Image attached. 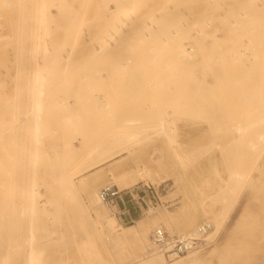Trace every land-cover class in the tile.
Instances as JSON below:
<instances>
[{
    "label": "rangeland",
    "instance_id": "374dc122",
    "mask_svg": "<svg viewBox=\"0 0 264 264\" xmlns=\"http://www.w3.org/2000/svg\"><path fill=\"white\" fill-rule=\"evenodd\" d=\"M18 1L0 0V264H28L27 260L28 254L30 255V248L35 251V264H153L150 262L152 259H148L149 261L142 259L145 255H152L153 258L161 256L167 264H175L177 262H184V264H264V9H262L264 4H260V7L263 5L260 8L262 10L258 9L256 12L254 11L256 0H251L252 3L249 0H238L239 2L237 0H148L143 10L151 11V8L154 7L152 9L156 12L155 17L159 22L158 26L161 31L163 26L165 29L168 22L172 23L173 20L178 21L182 19L181 21H184L189 26L182 27L178 25L174 29L167 28V34L161 33L157 41H151L152 43L150 41L143 42L146 46L150 42L146 49L142 45L143 43L141 44L142 41H138V44L134 42V46L132 43L131 47H125L126 51L125 49H121L118 53L119 56L115 57V59L113 58V61H109L112 58H108L109 60L97 58L100 60L98 64L96 63L98 60L92 57L86 59L84 57L85 61L83 59L77 60L71 66V74L67 77L69 80L76 78V82L72 80L70 84L75 85L77 83L76 85H78L81 79H85V76L89 78L91 73L92 79L90 80L89 78L87 80L93 81V85L89 83L88 86H94V89L92 88L91 91L96 90L95 93L98 91L97 95L93 94L96 98L98 94L100 95L99 97H102L101 93H104L105 100H103L104 97L97 98L98 100L93 97L91 91H88L89 87L86 85L87 82L85 81L87 80L85 79L82 82H85L84 84L88 89L86 91L90 93L88 95L94 98V100L87 96V92H85L86 100L88 98V101L85 103L86 100H83L84 106L90 110L84 109L86 107L83 106L84 108H80V112L77 108L78 114L73 111L76 110L74 108L72 112L77 113V115L75 114L76 118H73L78 120L77 123L71 126L65 123V118L69 115L68 112V115H66V112L64 111L63 114L62 110L58 112H50L49 110L50 113L54 112L53 116L49 112L46 113L45 111L46 114L43 112L40 116L42 118V125L38 129L37 127H32L31 129V127L29 128L26 125V122L20 123L18 120L22 117L26 119L24 108L22 109V107H24V102L26 105L28 101L29 92L26 88H21V86H26L25 82L30 81V71L25 72L28 67L20 59L22 47H24L23 37L25 36L21 34L22 25L26 26L28 22L32 23V17L30 16L32 14L26 11L28 5L26 1L25 3ZM51 1L57 2V0ZM51 1H49L52 5V8L49 5L50 10L52 12L55 10L54 15L56 18L52 21V26L49 25V28L46 30L48 35L46 32H43L48 37H45V39H49L51 41L50 44L52 43L55 46V49L51 50L48 55L49 65L52 62L51 55L53 54V58L59 54L61 55L64 51L63 44L67 41L66 37H63L64 28L61 25L62 20L59 16L58 19L56 8L54 7L55 3ZM261 1L259 2L263 3L264 0ZM22 2L24 1L22 0ZM67 2L71 6V9L73 8L72 10H75L74 8L77 9L78 5L76 4L78 3L73 0H67ZM259 2H257L258 5ZM248 3L254 4L251 7L255 8H250V4ZM20 4L22 5L20 6ZM242 6L246 7L243 8ZM21 7H24L25 10ZM175 7L177 8L175 9L177 12L179 9L180 13L182 14L183 12V14H180L181 16L179 13L177 14L180 16H177L179 19L172 18L173 20L167 21L164 17V11L168 8L170 12ZM241 8L244 10L243 12ZM225 16L227 19L224 18ZM92 22L89 23L92 24ZM164 23H167L166 26ZM18 25H20V28H18ZM198 36L199 38H197ZM191 38L193 39L191 40ZM135 44H137V47ZM181 44L186 46L191 45L196 51L194 52L195 59L187 63L192 69H189L186 63L181 64V68L183 65L184 67H188L191 74L187 73V68L180 70L176 64V66H172L173 64L169 63L174 49L176 50L177 46ZM135 47L136 49H134ZM138 47L140 48L137 49ZM131 49H134L133 52ZM239 49L247 50L245 54L247 56L251 54V57L247 58L245 54H239L240 59L237 58V61L239 60L240 62H237V64L241 66H239V69L244 65L246 68L244 70L246 71L243 72L246 74L241 73L238 76L235 73V63L232 64L231 60L233 59L234 61V52L240 51ZM52 51L54 52L52 53ZM145 51L150 54H147ZM128 52H132L133 55L131 54L129 57L135 59L133 62L136 64V60L138 61L143 57L139 61V63L143 61L139 66L137 64L136 67H133L135 64H132V67L129 69V71H132L130 72L131 74L135 73V76L137 73L143 74L144 70L147 71L150 68V72L148 70L149 74L151 71L154 74V78L151 74L150 76L147 74L149 77L144 79V81L143 77L146 72L143 74V77L137 74L136 77L138 79L133 76L134 79L130 80L129 71L125 70L124 77L121 76V79L120 77L116 78L118 82L122 78L125 81L128 80V82L129 80L133 81L135 86L137 85L135 89H140L139 92V89H136L137 93L142 91L143 87L141 85L145 86L142 92L147 93L148 96H146L147 94H143L145 95L143 96L140 93L143 96L141 97V102L134 90L137 97L132 93L134 97L130 96L131 94L128 95L130 97L129 100L127 95H125V93H130L126 91L128 89L125 86L127 81L124 82L122 80V83L119 85L118 82L116 84L114 78V71L116 74L118 73V76L120 74V72H116L115 66H118L116 64L120 60L122 61L124 58H127ZM143 53L146 56H143ZM212 53L214 54L212 55ZM253 54L256 55L255 58ZM15 55H17V58ZM231 57L232 59L230 60ZM144 59L147 61H144ZM87 62L88 64L91 62L88 65L91 68L98 64V69H94L95 67L92 70L87 67L85 68L87 66L85 63ZM101 62L104 64H101ZM234 62H236V58ZM105 64L107 65L105 66ZM145 64L146 66L144 67ZM148 64L152 65V67ZM49 65L42 66L41 68L48 71L49 78H47L49 79L48 82H51L50 84L46 81L45 74L47 73L43 69H41L42 72L40 71L42 88L46 83L44 91L42 90L43 96L46 95V100L44 98L45 103L49 102V105H54V103H60L68 99L73 104V89V92L71 91L72 95H68L69 92L66 89L64 90H66L67 94L63 92V89L61 91L59 88L58 93L55 90V87L58 88L61 85H58L57 82L62 83L64 80L62 78L64 76H60L62 79L60 80L58 74H55L56 68L60 70V73L58 71L57 73L61 74L62 66L54 63L50 65L51 68ZM76 65L78 68L75 67ZM147 66L148 68H146ZM163 66L166 67L163 68ZM81 67L86 70L84 71ZM166 68L168 72H166ZM203 68H205V72ZM20 69L24 70V73L19 77L17 75ZM75 69L76 73H74ZM81 69L82 72L80 71ZM87 69L91 71L89 77H87L89 72ZM162 70L165 72L163 71L162 73ZM100 71L102 72L100 73ZM155 71L156 73L159 72L158 76L159 74L161 76L162 73V78L165 77L164 73L166 76L168 74V77L171 74L170 79L171 81L174 80L173 83L175 85L179 80V84H181V77L187 79L185 76V73H187L189 79L186 81L188 83L185 80V82L182 81L185 87L183 88L180 85V89H178L177 86L179 84H177L176 87L173 85L172 88V92L177 91L179 93L178 90L182 91L179 94L181 97L179 95L174 96L171 93L173 96L171 95L169 98V87L171 89L172 85L170 86V84L172 82L169 83L167 81L168 92L165 91L166 89L164 90L163 88H166L167 84L163 85L164 79L161 81L162 78H155V75L157 76ZM224 71L227 72L225 73ZM80 72L81 78H79ZM83 72L85 73L84 77ZM78 73L79 76H76ZM256 74L257 76H255ZM55 76L58 78L56 79ZM126 76L129 79H126ZM139 77L142 79L140 81L141 84L139 83ZM177 78L180 79L175 82ZM50 79H53V82ZM55 79L56 82L54 81ZM105 79L108 82L111 79L112 83L109 82L108 84ZM135 79L138 81H135ZM158 79L162 82V89L164 90L162 95L159 94L162 90L160 82L158 83L157 81ZM166 80L169 79L165 77ZM151 81L156 83L157 88L159 86L160 92L156 90V87V89L153 87L154 85ZM54 83L57 84L55 87ZM123 83L126 90L122 89V87H113L115 85L121 86ZM204 83L206 84L204 88L203 86L200 87ZM127 86H130V83H127ZM225 87L239 89L237 90L239 92H236L231 98L229 93V98H224L225 102L223 100L222 103L220 100L223 97L220 94L224 95ZM112 88H116L118 92H113L116 89L112 91ZM145 88L147 89L145 90ZM181 88L183 89L181 90ZM211 88L213 89V95H215L214 91L218 92L220 90L221 92L222 90L221 93L218 92L219 94L215 92L221 97H219L220 100L214 99L211 93H209L212 95H210L211 97H206L207 91H212ZM153 90H155V93L156 91L158 93L153 95ZM184 90H187L185 91L187 94L184 93ZM107 91L108 93L110 92L109 96ZM130 91L132 92V90ZM150 92L151 95L149 94ZM227 92L225 93L227 94ZM166 97L169 99L167 100ZM198 97H202L201 100L203 99V102H200ZM102 100L104 103L100 109L96 103L98 101V103H101L103 102ZM120 100L125 102L121 103ZM131 100L135 101V104ZM127 102H130L132 105L129 103V106ZM136 102L137 104L141 103L140 111L135 109L136 107L140 109V105H136ZM145 102L147 103L143 106ZM224 103L226 106L221 107L220 104L224 105ZM123 104L126 106H122ZM118 106L122 107L119 108ZM180 106L184 107L181 108ZM136 110L142 111L143 120L137 117ZM82 111L83 113L80 115ZM149 112L150 115H148V118H145L144 116L146 115L147 117ZM113 113L117 117L119 115L120 119L118 117L117 119L115 118L116 121L113 120L114 116L116 117ZM92 116H95L94 119L96 118L97 120L93 121ZM159 120H165L168 123L165 125L166 127H161ZM99 121H102V123ZM254 121L257 124H253ZM87 126L91 131L87 129ZM238 127L243 130L237 131ZM86 129L88 132H86ZM93 129H96L94 130L95 132H92ZM118 134L123 135L127 141L123 146L118 145L115 147L113 143L114 139L117 141L115 137ZM89 138L92 139L90 140ZM88 143L89 146L87 147ZM94 144L95 146H93ZM121 148L124 149L121 151L123 153L120 152L115 156H111L116 150ZM59 153L63 155L73 153L75 157L71 155L73 160L68 157L72 161L71 164L69 162L67 165L66 163L69 161L66 159L67 155L62 157ZM49 155L52 156L50 157ZM56 156H61L67 161H58ZM49 157L55 162L54 165H52L53 162L49 165L52 166L50 169H53V171L48 170V166L45 169V163L50 164L51 159L48 160ZM56 161L66 164L65 167L67 166L68 170L63 167V169L65 168V172L60 167L62 164L59 165ZM56 164L59 165L57 167L61 170L57 169ZM54 167L56 168L54 169ZM58 170L60 174L66 173L71 178H75L74 180L76 181L88 179L89 189L87 191L76 190L71 196L66 195V193L65 195L62 193L63 195L59 196L61 192L65 191L60 192L57 189L61 187L58 186L60 183L54 185L63 176L58 173ZM52 172L56 175H53ZM230 175H233L236 179L232 178V180H229ZM106 185H114L123 191L126 203L130 200L136 203L140 216L139 219L130 223L122 222L119 216L120 209L118 203L113 207H108L102 203L109 217H105L100 210L93 208L92 205L95 204L96 195ZM52 188L56 191L52 190ZM60 189L62 190L63 188L61 187ZM57 190L59 192L58 195L56 194ZM54 200H60L61 204H57ZM28 201L32 203L33 212L30 210L31 203L29 204ZM44 202L47 205L50 203L48 207L49 209L51 208L50 211L53 210L54 214L61 213L60 215L62 216L59 215L58 218H72L73 221L71 223L65 222L68 225H65L66 229L64 228L65 230L60 234L61 236H59V231H61L62 222H57V225L54 226V223L51 224L48 221L39 207L33 206L34 203L42 204ZM62 204L67 206H62ZM56 205H60L62 208L60 207V209ZM64 207L68 209L66 210ZM30 212L32 213L30 214ZM87 213L89 214V218L87 217ZM55 215L57 216V214ZM29 217L30 219H28ZM213 217H216V221L221 226L219 225V228L216 230L215 223L210 222L213 225L212 236L210 237V241L212 242L201 251L172 261L167 260L159 252L155 251L151 243V235L156 228L163 227L170 235H182L180 234L181 227L187 221L192 220V218H195V228H197L200 223L206 222L205 219L211 220ZM207 222L209 221L207 220ZM50 226H54L53 230H55L52 232V236L49 235ZM131 227L133 229L129 231V237L117 239V236L122 231L128 230ZM137 230L139 234L135 232ZM138 260H142L141 263Z\"/></svg>",
    "mask_w": 264,
    "mask_h": 264
},
{
    "label": "bare ground",
    "instance_id": "6f19581e",
    "mask_svg": "<svg viewBox=\"0 0 264 264\" xmlns=\"http://www.w3.org/2000/svg\"><path fill=\"white\" fill-rule=\"evenodd\" d=\"M18 1V0H17ZM19 1H21L20 3H25V1L28 3V5H27V8H26V11L28 12V13H30V14H32V15H30L32 18V23H29L28 22V24H26V26H24V25H22L23 27H22V35H25L24 37H23V44H24V47H22V54H21V57H20V59H21V61H23V62H25L26 64V66L28 67L27 68V71H25L26 73L27 72H29L30 71V81H26L25 82V84H26V86H21V88H26L27 90H28V92H29V95H28V98H27V103H26V105H25V102H24V107H22V109L24 108V115H25V118L26 119H24V117H22L21 119H19L18 120V122H20V123H23V122H26V125H28L29 126V128L31 127V129H32V127H37V129H38V127H40V125H42V118L40 117L41 115H42V113L44 112V114H46V113H48L49 112V110H50V112L51 111H60V110H62V113L64 114V111L66 112L65 114L66 115H68L66 118H65V123L66 124H68V125H72V124H75V123H77L78 122V120L77 119H74L73 117H75L76 118V115H77V113L79 114V112H80V108H82L83 106H84V99L86 100V95L87 96H89L90 95V91H91V89L93 88L94 89V86L92 87V86H88V84L90 83H92L91 85H93V81L92 82H90V81H88L87 79H89L90 78V80L92 79L91 78V71H89V69H87V71H89L88 72V74H87V77H89V73H90V77L89 78H86V76H85V73L83 72V77L85 76V79L87 80V81H85V82H87V86L89 87L88 89L86 88L87 86L84 84L85 82H82V81H84L85 79L83 78V80L81 79V82H78V85H74V84H70L71 83V81L72 80H74L75 82H76V78H74V79H70L69 80V78L67 79V77L71 74V66L73 65V63L74 62H76L77 60H81V59H83L84 57H85V59L86 58H90V57H92V58H95L96 60H98L99 58H102V59H108V58H112L111 60H109V61H113L114 59H115V57H117V56H119L118 55V53H119V51L121 50V49H125V47H127V46H130L131 47V45H132V43H133V46H134V42H136L137 44H138V41H142L141 42V44L143 43V42H147V41H157L158 40V37H159V35L161 34V33H164L165 35L167 34L166 33V30H167V28H171V29H174L175 27H177L178 25L179 26H182V27H187V26H189V25H187V23L185 24V22L184 21H181L179 18H177V14L179 13V15L181 14L180 13V11H179V9H178V12L175 10V9H177L176 7L173 9L172 8V11L170 10V12H169V9H168V12H167V9H166V11H164V13H165V15H164V17H165V19H167V21L169 20L170 21V19L171 20H173V19H175V18H177V19H179L178 21L177 20H173V22L172 23H169L168 22V24H167V26H166V24H165V26H166V28L164 29L163 27L161 28L162 29V31L160 30V28H159V26H158V20L156 19V17H155V13L156 12H154L153 11V9L152 8H154V7H152L151 8V11L150 10H148V11H144L143 9H144V7H145V4H146V2L148 1V0H146V1H144V0H73V1H75L76 3H78V4H76V5H78V7H77V9L76 8H74L75 10H72L71 9V6H69L67 3V0H57V2H54V1H51V0H23L24 2H22V0H19ZM18 1V2H19ZM49 1H51V2H53V3H55L54 4V7L56 8V12H57V17L59 16L60 17V19L62 20V26H63V28H64V36L63 37H66V39H67V41H65L66 43H64L63 45H64V51H63V53H61V55L59 54V55H57V56H55L54 58H53V54L51 55V58H52V60H51V58H50V60L53 62H51V64H54V63H56V64H58V65H60V66H62V68H61V70H62V72H61V74H59L60 72V70H59V68H58V70H57V68H56V73L55 74H58V77L60 78V76H64V77H62V78H64V80H63V82L62 81H60V82H62V83H59V81L57 82L58 83V85L59 84H61L60 86H62V87H55V85H57L56 83H54V87H55V90H57V92L56 93H58V89L60 88L61 89V91H62V89H63V92H66V90H68V92H69V94L68 95H72V92H73V98H74V102H73V104H72V102L70 103L69 102V100L68 99H65V100H63V101H61L60 103L59 102H57V103H54V105H49V102L48 103H45V101H44V98H45V96H43V91H44V86L46 85V83L43 85V88H42V76H41V69H43V68H41L42 66L44 67V66H48L49 65V63H50V61L48 60L49 59V53L51 52V50H53V49H55V46H54V44H52L53 45V48H52V46H51V44H50V42L51 41H49V39H45V37H47V35H48V33H47V29L49 28V25H51V23H53L52 21H54L55 20V15H54V11L52 12L51 10H50V6H51V8H52V5H51V3H49ZM192 1V0H191ZM212 1V0H211ZM211 1H210V3H211ZM238 1V0H237ZM236 1V2H237ZM242 1V0H241ZM250 2H251V0H249ZM259 1H261V0H256L255 2H256V8H255V10L254 11H256L257 12V10L258 9H260L261 7H260V4H264V1H263V3H260ZM261 1V2H262ZM167 2V1H166ZM230 2H232V1H230ZM235 2V1H234ZM239 2V1H238ZM257 2H259V5H258V3ZM252 3V2H251ZM162 4V3H161ZM184 4V3H183ZM248 4H250V3H248ZM22 4H20V6H21ZM50 5V6H49ZM208 5H209V2H208ZM238 5V4H237ZM241 5V4H240ZM239 5V6H240ZM243 5V4H242ZM254 5V4H253ZM253 5H251L250 4V8H252L253 7ZM238 6V7H239ZM252 6V7H251ZM24 7H25V4H24ZM24 7H21L22 9H24L25 10V8ZM243 7V6H242ZM246 7V6H245ZM245 7H243V8H245ZM264 7V6H263ZM262 7V9H264ZM248 8V7H247ZM254 8H252V9H254ZM163 9H164V7H163ZM163 9H162V11H163ZM242 9V8H241ZM262 9H260V11L262 10ZM53 10V9H52ZM160 11V10H159ZM244 10L242 9V12H243ZM251 11V10H250ZM203 12V11H202ZM208 12V11H207ZM241 12V13H242ZM140 13V14H139ZM162 13V12H161ZM160 13V14H161ZM213 13V12H212ZM211 13V14H212ZM215 13V12H214ZM225 13V12H224ZM229 13H231V12H229ZM251 13V12H250ZM182 14H183V12H182ZM181 14V15H182ZM221 14V13H220ZM180 15V16H181ZM188 15V14H187ZM206 15V14H205ZM229 15V14H228ZM231 15V14H230ZM180 16H178V17H180ZM204 16V15H203ZM219 16V15H218ZM232 16V15H231ZM59 17H58V19H59ZM163 17V18H164ZM208 17V16H207ZM221 17H223V16H221ZM220 17V18H221ZM30 18V17H29ZM29 18H28V20H29ZM163 18H161V19H163ZM173 18V19H172ZM225 19H227L226 18V16L224 17ZM261 18V17H260ZM164 19V20H165ZM220 20V19H219ZM91 21H93L92 22V24H90L89 22H91ZM166 21V20H165ZM174 21H176L175 23H174ZM161 22H163V21H161ZM60 23H61V21H60ZM88 25V26H87ZM160 25V24H159ZM195 25V24H194ZM218 25H220V24H218ZM19 27L18 28H20V25H18ZM52 26V25H51ZM161 26V25H160ZM217 27V26H216ZM62 29V28H61ZM181 29V28H180ZM43 30H45V31H43ZM178 30H179V28H178ZM184 30H185V28H184ZM184 30H183V32H184ZM55 31V30H54ZM53 31V32H54ZM189 31V30H188ZM46 32V36H45V34L44 33ZM56 32V31H55ZM54 32V33H55ZM188 33V32H187ZM198 33V32H197ZM199 33H200V31H199ZM214 33H215V31H214ZM19 34V33H18ZM57 34V33H56ZM211 34V33H210ZM211 35H213V34H211ZM55 36H57V35H55ZM206 36V35H205ZM1 37V36H0ZM189 37V36H188ZM196 37V36H195ZM210 38H211V36H209ZM48 38V37H47ZM57 38V37H56ZM55 38V39H56ZM197 38H199V36L197 37ZM193 38H191V40H192ZM195 39V38H194ZM213 39V38H212ZM231 39V38H230ZM59 41H61L60 39H58ZM174 40V39H173ZM186 40V39H185ZM195 40H197V39H195ZM207 40V39H206ZM216 40H218V39H216ZM232 40V39H231ZM187 41H188V38H187ZM203 41H204V39H203ZM215 41V40H214ZM222 41H224V40H222ZM225 41H227V40H225ZM233 41H234V38H233ZM236 41V40H235ZM149 42V43H150ZM197 42V41H196ZM232 42V41H231ZM149 43L147 44V46L149 45ZM152 43V42H151ZM156 43V42H155ZM183 43V42H182ZM198 43V42H197ZM205 43V42H204ZM137 44H135L136 45V47H137ZM191 44V43H190ZM231 44V43H230ZM59 45V44H58ZM142 45H144V43L142 44ZM132 46V47H133ZM138 46H141V45H138ZM145 46V49L146 48H148L147 46H146V44L144 45ZM151 46V45H150ZM201 46V45H200ZM136 47L134 48V49H136ZM194 47H195V45H194ZM214 47V46H213ZM231 47V46H230ZM140 47H138L137 49H139ZM133 49V50H134ZM161 49H163V48H161ZM244 49V48H243ZM243 49H239L240 51H238V52H234V61H235V58H236V62H234L233 61V59H232V57L230 58V60L233 62L232 64H234L235 65V73L236 74H238V76H239V74H241V73H244L246 70H244V65L242 66V68L241 69H239V66H240V64H237V62H240L239 60L237 61V58L238 59H240V57H239V54L241 55V54H245V52L247 51V50H243ZM132 50V49H131ZM130 50V51H131ZM133 50H132V52H133ZM142 50H144V49H142ZM125 51H126V49H125ZM146 51H148V50H146ZM145 51V52H146ZM233 51V50H232ZM231 51V52H232ZM54 51H52V53H53ZM85 52H87V53H85ZM123 52V51H122ZM132 52L131 53H129V54H125L126 56H128L127 58H124L122 61L120 60L116 65H118L117 67L115 66V68L117 69L116 70V72L118 71V72H120V74H119V76H118V73L116 74L115 73V71H114V78H115V81H116V78L118 79V77H120V79H121V76H123L124 77V72H125V70H128L129 71V69H130V67H132V64L134 63L133 61L135 60V59H132V58H130L129 57V55H131L132 54ZM194 52H196L195 50H194V48H193V46H191V45H183V44H181V45H179V46H177V48H176V50L174 49V52H173V54H171V57H170V59H169V63L171 64H173L172 66H176L177 65V67H178V69H183V68H187L186 69V71L188 70V67H189V65L187 64V63H189V62H192V60H194L195 59V53ZM85 53V54H84ZM117 53V54H116ZM147 53V52H146ZM140 54V53H139ZM142 54V53H141ZM147 54H150V53H147ZM198 54V53H197ZM214 53H212V55H213ZM248 54V53H247ZM250 54V53H249ZM133 55V54H132ZM246 55V54H245ZM244 55V56H245ZM253 55H255V54H253ZM252 55V56H253ZM16 56V58H17V55H15ZM15 56H13V57H15ZM121 56V55H120ZM123 56V55H122ZM142 56V55H141ZM143 56H146L145 55V53H143ZM243 56V55H242ZM125 57V56H124ZM137 57V56H136ZM151 57V56H150ZM198 57V56H197ZM203 57V56H202ZM212 57V56H211ZM245 57H251V54L250 55H246ZM254 58L256 57V55L255 56H253ZM98 58V59H97ZM114 58V59H113ZM140 58V57H139ZM141 58H143V57H141ZM140 58V59H141ZM152 58V57H151ZM150 58V59H151ZM155 58V57H154ZM153 58V59H154ZM13 59V58H12ZM140 59L137 61L136 60V62H137V64H138V66H139V64H141V62H143V61H141L140 63H139V61H140ZM148 59H149V57H148ZM163 59V58H162ZM167 59V58H166ZM9 60V59H8ZM17 60V59H16ZM84 60V59H83ZM88 60V59H87ZM86 60V61H87ZM95 60V61H96ZM104 60V61H105ZM107 60V61H108ZM146 59H144V61H145ZM207 60V59H206ZM205 60V61H206ZM18 61V60H17ZM85 61V60H84ZM92 61V60H91ZM95 61H93V63H95ZM103 61V60H102ZM107 61H106V63H107ZM147 61V60H146ZM149 61V60H148ZM201 61H203L202 59H201ZM99 62H100V60H98V62H96V63H98L99 64ZM163 62H164V60H163ZM18 63V62H17ZM81 63V62H80ZM103 62H101V64H102ZM184 63H186L187 65H188V67H184V65H183V67L181 68V64H184ZM205 63V62H204ZM208 63V62H207ZM206 63V64H207ZM50 64V65H51ZM75 64V63H74ZM82 64V63H81ZM85 64H87V66H85ZM84 64V66H85V68L87 67V68H90L91 70H92V68H94V69H98V67H97V65L98 64H96L95 66H93V64H92V68H91V66L90 67H88V65H90L91 64V62H89V64H88V62L87 63H85ZM104 64V63H103ZM135 64V66H133V67H136L137 66V64L136 63H134ZM176 64V65H175ZM202 64V63H201ZM49 65V66H50ZM78 65V64H77ZM77 65L75 66L76 68H78L77 67ZM107 64H105V66H106ZM149 65V64H148ZM167 65V64H166ZM179 65H180V67H179ZM197 65V64H196ZM199 65V64H198ZM226 65V64H225ZM237 65V66H236ZM261 66H262V64H260ZM53 66V65H52ZM104 66V67H105ZM146 66V64L144 65V67ZM149 66H151L152 67V65H149ZM191 66V65H190ZM202 66H203V64H202ZM201 66V67H202ZM51 67V66H50ZM49 67V68H50ZM83 67V66H82ZM81 67V68H82ZM103 67V68H104ZM166 67V66H165ZM164 66H163V68H165ZM194 67H195V64H194ZM238 67V68H237ZM241 67V66H240ZM52 68V67H51ZM53 68H54V66H53ZM146 68H148V66L146 67ZM259 68H261L260 66H259ZM79 69H80V67H79ZM83 69V68H82ZM82 69L80 70L81 72H82ZM102 69V68H101ZM119 69V70H118ZM145 69V68H144ZM151 69V68H150ZM150 69H147V71L146 70H144V73L146 72V74H145V76H147V74H149V72H150ZM189 69H192V67H189ZM202 69V68H201ZM205 68H203V70H204ZM246 69V68H245ZM44 71H45V69H43ZM54 70V69H53ZM73 70V69H72ZM78 70V69H77ZM84 71L86 70V69H83ZM132 70V69H131ZM148 70H149V72H148ZM184 70V69H183ZM226 70V69H225ZM41 71V72H40ZM57 71L59 72V73H57ZM86 71V72H87ZM94 71V70H93ZM163 71L164 70H162V73H163ZM186 71H184V72H186ZM244 71V72H243ZM45 72L47 73V74H45ZM45 72H43L44 74H45V77H46V81H47V83L48 84H50L51 82H48V71H45ZM81 72H80V76H79V73L78 74H76V76H79V78H81ZM96 72V71H95ZM94 72V73H95ZM102 71H100V73H101ZM104 72V71H103ZM130 72H132V71H129V74H130V77L128 76V74H127V76L130 78V80H133L134 79V77H136L137 76V74H138V76H142L143 77V74H139V73H137L136 74V76H135V73L134 74H131ZM165 72V71H164ZM166 72H168V70H167V68H166ZM191 72H192V70H191ZM204 72H205V70H204ZM225 73L227 72V71H224ZM24 73V70H22V69H20L19 71H18V75L17 76H19L20 77V75L22 76V74ZM74 73H76V69H75V72ZM73 73V74H74ZM121 73H123V74H121ZM126 73H127V71H126ZM153 72L151 71V76L153 77L154 76V74H152ZM155 73H156V71H155ZM159 73V72H158ZM158 73H156L157 74V76L155 75V78L157 79L158 77H159V79H161L162 77L161 76H163V74L161 73V76H160V74H159V76H158ZM187 73H189V74H191L190 73V70H188L187 71ZM187 73H185V76L187 77V79H189V77H188V74ZM97 74V73H96ZM150 74H149V76H150ZM231 74V73H230ZM244 74H246V73H244ZM101 75V74H100ZM174 75V74H173ZM176 75V74H175ZM40 76H41V79H40ZM125 77L126 79L128 78V77ZM134 76V77H133ZM145 76L143 77V81H144V79H147L149 76H147L146 78H145ZM164 76L166 77V79H169V80H166L165 81V77H163L162 79H161V81L163 80V82H164V84L163 85H166L167 84V81H169V83L170 82H172L171 84H170V86L172 85V87H171V89H170V87H169V90H170V95L168 96L169 98H170V96L173 94L174 96L175 95H179L182 91H180V90H178L179 91V93H177V91L176 92H172V88H173V85H175L174 83H173V81L174 80H172L171 81V74H170V76L168 77V74H167V76H166V74L164 73ZM203 76H204V74H203ZM232 76H234V74H232ZM255 76H257V74L255 75ZM260 76V75H259ZM48 77V78H47ZM56 77V76H55ZM58 77H56V79L58 78ZM106 77H108V76H106ZM132 77V78H131ZM185 77V78H186ZM204 77H206V76H204ZM227 77H228V74H227ZM79 78H77V79H79ZM128 78V79H129ZM140 78V80H139V83L141 84V77H139ZM154 78V77H153ZM182 79H183V77H181ZM17 79V78H16ZM56 79L54 80L55 82H56ZM112 79V78H111ZM109 80V82L110 83H112V80ZM136 79H138V77H136ZM135 79V81H138V80H136ZM152 79V78H151ZM157 80L158 81V83L160 82V80ZM180 78H177V80H175V82L176 81H178ZM181 79V84H179L180 83V80H179V82L177 83V84H179L178 86H177V84L175 85V87L177 86V88L178 89H180V85H182V87L184 88L185 86L183 85L184 83L183 82H185L187 79H183L182 80ZM198 79V78H197ZM60 80H62L61 78H60ZM80 80V79H79ZM106 80V79H105ZM114 80V79H113ZM122 80H124V78H122ZM122 80L120 81V82H118V80L116 81V84H117V82H118V84L120 85V83H122ZM129 80V82H128V80H124V82H126V84H125V86L126 87H128V89H129V91H128V89L126 90V87H124L123 85H124V83L121 85V86H119V85H115V86H113V87H116V88H121L122 87V89L124 88V90H126L129 94H127V93H125V95H127V98H129V100H130V97L128 96V95H130V96H132V97H134V95H135V92L134 91H136V89L138 90L139 88H136L135 89V87H137V85L135 86V83H133V81L131 82ZM152 80H154V79H152ZM185 80V81H184ZM219 80V79H218ZM238 80V79H237ZM44 81H45V79H44ZM43 81V82H44ZM50 81H52L53 82V79H50ZM73 81V82H74ZM107 81V80H106ZM156 81V80H155ZM156 81V82H157ZM183 81V82H182ZM228 81V80H227ZM27 82H28V84H27ZM40 82H41V84H40ZM103 82H104V79H103ZM109 82L107 81V83L109 84ZM152 83H153V85H151V86H153L154 88L157 86V85H155L156 83H154L153 81H151ZM205 82V81H204ZM220 82V81H219ZM218 82V83H219ZM236 82H238V81H236ZM113 83H115V82H113ZM127 83H130V86H127ZM131 83H133V85H131ZM157 83V84H158ZM162 82H160L159 84H160V86H161V90H162V92H160L161 90H160V88H159V86H158V88L156 89L157 91L159 90V94H163V91L165 90V91H167L168 92V90H167V87H168V84L166 85V88L164 87H162V84H161ZM183 83V84H182ZM186 83H188L187 81H186ZM186 83H185V85H186ZM217 83V82H216ZM239 83V82H238ZM24 84V85H25ZM63 84V85H62ZM100 84V83H99ZM99 84H98V87H99ZM227 84H228V82H227ZM52 85H53V83H52ZM72 85V86H71ZM74 85V86H73ZM206 84L204 83V85L202 84V85H200V87L201 86H203V88H204V86H205ZM238 85V84H237ZM117 86H119V87H117ZM131 86H132V88H131ZM134 86V87H133ZM148 86L150 87V85H149V83H148ZM208 87H209V85H207ZM138 87H140V85H138ZM141 87H143L142 88V91H144V87L145 86H142L141 85ZM152 87V88H153ZM174 87V88H175ZM199 87V88H200ZM220 87V86H219ZM116 88H114V89H116ZM134 88V89H133ZM153 88V89H154ZM164 90H163V89ZM177 88H175V90H177ZM183 88H181V90L183 89ZM210 88V87H209ZM227 87H225V92H227V94L224 92V95L223 94H220V96L221 97H223L221 100L219 99V95H217L215 92H217V91H214V94L216 95V98H215V95H213V89H212V91L210 92V91H207L208 93H206L207 94V98H208V96L209 97H211L212 95H213V98L214 99H219L220 101H222V103H223V100H224V102H225V99L226 98H229V96H230V98L231 97H233V95L236 93V92H239V91H237V90H239V89H234V88H232V89H229V88H227V89H229V90H227L226 89ZM239 88V87H238ZM264 88V87H263ZM64 89H66V90H64ZM72 89H73V91H72ZM86 89L89 91V92H87L86 91ZM113 88H112V91L114 90ZM147 88H145V90H146ZM150 89H151V87H150ZM149 89V90H150ZM200 89H202V88H200ZM261 89V88H260ZM43 90V91H42ZM51 90V89H50ZM53 90V89H52ZM70 90V91H69ZM121 90V89H120ZM130 90H132V92L130 91ZM134 90V91H133ZM206 90V89H205ZM205 90H203V91H205ZM227 90V91H226ZM54 91V90H53ZM60 91V90H59ZM72 91V92H71ZM93 91V92H92ZM91 91V93H92V95L95 93V91L94 90H92ZM123 91V90H122ZM140 91V89L138 90V92ZM140 92L142 95L143 94H147V93H144V92ZM151 92H152V89L150 90ZM156 91V93H155V90H153V95L154 94H157L158 92ZM185 91H187V90H184V93L185 94H187V92H185ZM262 91V90H261ZM260 91V93H262ZM51 92V91H50ZM55 92V91H54ZM71 92V93H70ZM85 92H87V94L85 93ZM113 92H118L117 91V89H116V91H113ZM123 92H125V91H123ZM122 92V93H123ZM146 92V91H145ZM151 92L149 93L150 95H151ZM192 92V91H191ZM218 92L219 93H221L222 92V90H221V92H220V90H218ZM217 92V93H218ZM49 93V92H48ZM88 93H89V95H88ZM96 93H98V91L96 92ZM95 93V94H96ZM101 93V92H100ZM107 93H108V91H107ZM107 93H105L106 95H107ZM110 93V92H109ZM109 93H108V96H109ZM132 93L134 94V95H132ZM140 93H137V91H136V94H137V96H138V98H140L139 100H140V102H141V97H143V96H145V95H141ZM172 93V94H171ZM174 93H176V94H174ZM209 93H211V94H209ZM218 93V94H219ZM231 95H230V94ZM62 94V93H61ZM66 94H67V92H66ZM86 94V95H85ZM94 94V95H95ZM103 96L102 97H99L100 95L98 94V97L97 98H103L104 97V99L103 100H105V96H104V93H101ZM139 94H140V96H139ZM197 94H198V92H197ZM205 94V93H204ZM228 94H229V96H228ZM239 94V93H238ZM94 95H93V97H94ZM97 95V94H96ZM124 95V94H123ZM124 95V96H125ZM161 95H159L160 97H161ZM164 95H165V93H164ZM167 95H168V93H167ZM172 95V96H173ZM211 95V96H210ZM255 95V94H254ZM263 95V94H262ZM53 96H55V95H53ZM65 96V95H64ZM136 95H135V97H137ZM146 96H148V94L146 95ZM180 97H181V95H179ZM178 96V97H179ZM197 96V95H196ZM205 96V95H204ZM224 96H226V97H224ZM239 96V95H238ZM71 97V96H70ZM89 97H91V96H89ZM126 97V96H125ZM202 97H203V93H202ZM201 97V98H202ZM218 97V98H217ZM220 97V98H221ZM247 97V96H246ZM48 98H49V96H48ZM67 98V97H66ZM92 98V97H91ZM94 98H96V97H94ZM94 98H92L93 100H94ZM96 98V99H97ZM162 98V97H161ZM167 98V97H166ZM169 98H167V100L169 99ZM199 98V97H198ZM201 98H199V100H200V102H203L202 100H201ZM225 98V99H224ZM117 99H119V98H117ZM134 99V98H133ZM132 99V100H133ZM143 99V98H142ZM163 99V98H162ZM195 99V98H194ZM263 99H264V96H263ZM45 100H46V98H45ZM52 100V99H51ZM62 100V99H61ZM90 100V99H89ZM98 100V99H97ZM101 100V99H100ZM99 100V101H100ZM102 100V101H103ZM123 100V99H122ZM128 100V101H129ZM131 100V102H134V104H135V101H132ZM149 100V99H148ZM173 100V99H172ZM187 100H189V99H187ZM16 101V100H15ZM49 101H50V99H49ZM88 101V98H87V100L85 101V103ZM98 101V102H99ZM121 101V100H120ZM158 101V100H157ZM161 101V100H160ZM159 101V102H160ZM163 101V100H162ZM194 101V100H193ZM204 101H206V100H204ZM96 103L97 104V107H99L100 109L102 108V105H103V103H104V101L103 102H101V103ZM124 103L125 101H121V103ZM139 102V101H138ZM148 102V101H147ZM147 102H145V103H143V106H144V104L146 105V103ZM169 102V101H168ZM130 103V102H129ZM129 103L127 102V104L129 105ZM156 103V102H155ZM163 103V102H162ZM186 103V102H185ZM191 103H192V100H191ZM237 103H239V101H237ZM46 104H48V105H46ZM126 104V103H125ZM164 104V103H163ZM170 104V103H169ZM216 104V103H215ZM16 105V104H15ZM114 105V104H113ZM130 105H132L131 103H130ZM129 105V106H130ZM136 105H140V109H139V107L137 108H135V109H138L139 111L141 110V103H138L137 104V102H136ZM161 105V104H160ZM189 105V104H188ZM246 105H248V104H246ZM88 106V105H87ZM106 106V105H105ZM115 106V108H117V106L116 105H114ZM114 106H113V108H114ZM122 106H126V105H122ZM122 106H118L119 108H121ZM128 106V107H129ZM135 106V105H134ZM176 106V105H175ZM185 106V105H184ZM183 106V107H184ZM207 106V105H206ZM220 106L222 107V106H226V104L224 103V105L223 104H220ZM84 107H86V106H84ZM83 107V108H84ZM146 107V106H145ZM173 107V106H172ZM181 108H183L182 106H180ZM20 108V107H19ZM74 108H76V110H73ZM77 108H78V110H79V112H77L78 110H77ZM98 108V109H99ZM124 108V107H123ZM131 108V107H130ZM147 108H148V105H147ZM162 108V107H161ZM206 108V107H205ZM238 108H239V106H238ZM53 109V110H52ZM58 109V110H57ZM84 109H86V110H88L89 108H84ZM233 109V108H232ZM48 110V111H47ZM72 110L73 111H75V112H77V113H75V112H72ZM90 110V109H89ZM138 110H136L137 112H136V115H137V117L138 118H143V115L141 114V112H139ZM147 110V109H146ZM161 110V109H160ZM175 110V109H174ZM187 110V109H186ZM201 110V109H200ZM45 111H46V113H45ZM109 111V110H108ZM148 111H149V109H148ZM164 111V110H163ZM162 111V112H163ZM182 111V110H181ZM203 111V110H202ZM49 112V113H50ZM67 112H68V114H67ZM91 112V111H90ZM23 113V112H22ZM54 113V112H53ZM53 113H50L51 115L53 114ZM82 113H83V111L81 112V114L80 115H82ZM93 113V112H92ZM109 113V112H108ZM107 113V114H108ZM140 113V114H139ZM176 113H178V112H176ZM55 114H57V113H55ZM59 114H61L60 112H59ZM76 114V115H75ZM101 114V113H100ZM114 114V113H113ZM240 114V113H239ZM109 115H110V113H109ZM114 115H116V114H114ZM141 115V116H140ZM148 115H150V112L147 114V117H146V115L144 116L145 118H148ZM178 115V114H177ZM218 115V114H217ZM48 116H49V114H48ZM53 116V115H52ZM175 116V115H174ZM78 117V116H77ZM94 117L95 116H92V119H93V121H95V120H97L96 118L94 119ZM97 117V116H96ZM99 117V116H98ZM103 117H104V115H103ZM106 117V116H105ZM108 117V116H107ZM118 117H119V115H118ZM117 117V115H116V117L114 116V119L113 120H115V118L117 119L118 118ZM50 118V117H49ZM150 118V117H149ZM218 118V117H217ZM257 118V117H256ZM51 119H52V117H51ZM100 119V118H99ZM104 119H106V118H104ZM119 119H120V117H119ZM161 119H163V118H161ZM257 119H259V118H257ZM256 119V120H257ZM49 120V119H48ZM53 120H54V118H53ZM143 120V119H142ZM141 120V121H142ZM60 121H62L61 119H60ZM92 121V122H93ZM116 121V120H115ZM160 121V123H161V127H166L165 125L166 124H168V123H166V121L165 120H159ZM162 121V122H161ZM217 121V120H216ZM45 122V121H44ZM51 122H53L52 120H51ZM55 122V121H54ZM99 122H101L102 123V121H99ZM103 122H105V121H103ZM49 123V122H48ZM60 123V122H59ZM91 123V122H90ZM96 123H98L97 121H96ZM159 123V124H160ZM250 123V122H249ZM256 122L254 121V123L253 124H255ZM15 124V123H14ZM13 124V125H14ZM65 124V125H66ZM80 124V123H79ZM159 124H158V126H159ZM211 124V123H210ZM252 124V123H251ZM257 124V123H256ZM77 125V124H76ZM95 126H96V124H95ZM94 126V127H95ZM98 126V125H97ZM237 126V125H236ZM235 126V127H236ZM238 126H240V125H238ZM254 126V125H253ZM13 127V126H12ZM67 127V126H66ZM78 127V126H77ZM88 127V126H87ZM99 127V126H98ZM241 127V126H240ZM245 127H246V125H245ZM244 127V128H245ZM250 128V127H249ZM89 131H91L90 129H91V124H90V129H89V127L87 128ZM86 129V132H88V130ZM242 128H237V131H240ZM94 130H96V129H93V131L92 132H95ZM243 130V129H242ZM29 131H30V129H29ZM83 131V130H82ZM81 132V131H80ZM32 133V132H31ZM84 133H85V131H84ZM88 134V133H87ZM90 134H92L91 132H90ZM82 135H83V133H82ZM86 137H88L87 135H86ZM91 137H92V135H91ZM115 138H117V141H116V139H114L115 141H114V143H113V145L115 144V147H117L118 145H120V146H123V144H125V142L127 141L126 140V138L123 136V135H121V134H118V135H116V137ZM86 139H88V138H86ZM90 140L92 139V138H89ZM261 139V138H260ZM87 142H89L88 140H87ZM111 142V141H110ZM116 142V143H115ZM257 142V141H256ZM85 144V143H84ZM87 144V143H86ZM91 144V143H90ZM89 146V143H88V145H87V147ZM93 146H95V144L93 145ZM84 147H86L85 145H84ZM86 147V148H87ZM125 148H127L126 146H125ZM128 149V148H127ZM122 150H124L123 148H121V149H119V150H116L115 151V153L114 154H112L111 156H115V155H117V154H119ZM126 150V149H125ZM55 152H57V151H55ZM59 152V151H58ZM234 152V151H233ZM52 153H54V152H52ZM121 153H123V152H121ZM246 153V152H245ZM244 153V154H245ZM31 154V153H30ZM38 154V153H37ZM57 154V153H56ZM59 154H61V153H59ZM45 155H47V154H45ZM67 155V154H66ZM66 155H63V154H61V156L63 157V156H66ZM71 155H72V157H75L74 155H73V153H68V155H67V157H66V159L67 160H69V161H67L65 158L63 159L61 156H56L57 158L56 159H58V161H62L63 162V160H64V162H65V160L67 161V165H68V163L70 162V164H71V161L73 160V158L71 157ZM50 156V155H49ZM52 156V155H51ZM50 156V157H51ZM53 156H55V155H53ZM245 156V155H244ZM48 158V160L49 159H51L50 160V164H48V163H45L46 165H45V169L47 168L46 166H48L49 168H47L48 170H52L53 171V169H50V167H52V166H49V165H51V162H53V159L52 158ZM68 157H70V159L72 158V160L70 161V159L68 158ZM62 158V159H61ZM109 158V157H108ZM107 158V159H108ZM111 158V157H110ZM43 159V158H42ZM55 159V158H54ZM58 161H56V162H58ZM46 162H49V161H46ZM54 163L55 162H53V164L52 165H54ZM59 163V162H58ZM48 164V165H47ZM60 164H62V166L60 165ZM63 164L64 163H59V165H60V167H62V169H63V167H65V165L66 164H64V166H63ZM58 164H56L55 166L57 167V166H59ZM74 166V165H73ZM243 166V165H242ZM245 166V165H244ZM56 167H54V169L56 168ZM67 167V166H66ZM65 167V168H66ZM72 167V166H71ZM65 168L63 169L64 171H65ZM73 168V167H72ZM44 169V168H43ZM44 169V170H45ZM57 169H60L59 167H57ZM67 169V168H66ZM74 169V168H73ZM47 170V171H48ZM61 170V169H60ZM68 170V169H67ZM70 170V169H69ZM46 171V170H45ZM72 171V170H71ZM48 172H50V171H48ZM66 172V171H65ZM64 172V173H65ZM203 172V171H202ZM237 172V171H236ZM46 173V172H45ZM51 173V172H50ZM57 173V172H56ZM58 173L60 174V172H59V170H58ZM57 173V174H58ZM233 173V172H232ZM52 174H53V172H52ZM55 174V173H54ZM53 174V175H54ZM56 175V174H55ZM61 176V178H60V180L58 179V178H56V179H58L59 180V182L58 183H56L55 182V184L54 185H57V184H59L58 186H61L63 189L61 190L60 188L61 187H58L57 189L58 190H60V192L61 191H65V192H61L60 194H59V196L63 193L64 195H65V193H66V195H70L71 196V194H74L75 193V191L76 190H82V191H87L88 189H89V180L88 179H81V180H78V181H76V180H74L73 178H71V176H69V175H67L66 173L65 174H60ZM238 175L240 176V174L238 173ZM134 176V175H133ZM231 176V175H230ZM235 176H237V175H235ZM54 177V176H53ZM238 177V176H237ZM231 178V179H230ZM229 178V180H232V178H235L236 179V177H233V175L231 176ZM241 178V177H240ZM54 179H55V177H54ZM55 181V180H54ZM227 184V183H226ZM222 186H223V183H222ZM55 188H56V186H55ZM50 190V189H49ZM52 190H55V189H53L52 188ZM58 190H57V195H58ZM56 191V190H55ZM51 192V191H50ZM52 193V192H51ZM62 194V195H63ZM61 195V196H62ZM73 196V195H72ZM72 199V198H71ZM70 199V200H71ZM49 201V200H48ZM55 201V200H54ZM60 200H56L55 202L57 203V204H61V202H59ZM46 202V201H45ZM42 203V204H40V203H34L33 204V206L34 205H36V207H39L40 209H41V211H42V213L44 214V216L48 219V221H50L51 222V224H53L54 223V226L55 225H57V222H59V223H61V226H62V228H61V231H59V236H61L60 234L66 229V226L65 225H68V224H65V222H68V223H71V221H73L72 220V218L71 219H69L68 217H65V218H62V217H59L58 218V216L61 214V213H59L58 211L62 208L60 205L58 206V205H56V206H58L60 209L58 210V209H56V210H58V211H56V212H58V213H55V214H57V216L53 213V210L52 211H50V209H49V205H50V203H49V205H47V203ZM49 202H51V201H49ZM77 202V201H76ZM28 203H29V201H28ZM31 203V202H30ZM29 203V204H30ZM55 204V203H54ZM31 205H32V203L30 204V210H32V212L34 211L33 209H32V207H31ZM67 206V205H65V204H62V206ZM105 205V204H104ZM104 205L102 204V201L100 200V198H99V193H98V195H96V198H95V204H93L92 206H93V208L94 209H97V210H100V212L105 216V217H109L108 216V214H107V211L105 210V207H104ZM28 206V205H27ZM55 206V207H56ZM25 207V206H24ZM57 208V207H56ZM64 208H66V207H64ZM68 208H66V210H67ZM24 210H25V208H24ZM26 211H28V210H26ZM29 212V211H28ZM27 212V213H28ZM32 212H30V214L32 213ZM63 214H64V212H63ZM67 214H68V212H67ZM31 216V215H30ZM60 216H62V215H60ZM69 216V215H68ZM216 216V215H215ZM33 217V216H32ZM87 217L89 218V214L87 213ZM74 218V217H73ZM212 218V217H211ZM28 219H30V217L28 218ZM69 219V220H68ZM75 219V218H74ZM58 220V221H57ZM206 220V222H207V220L209 221V222H214L215 223V226H216V230L219 228V225H220V223H218L217 221H216V217H213V219H205ZM150 222V221H149ZM73 223V222H72ZM140 223V222H139ZM195 223H196V220H195V218H192V220H189V221H187L182 227H181V233L180 234H182V235H188V234H192L193 232H195V230H196V228H195ZM202 223H204V222H202ZM202 223H200V224H202ZM114 224V223H113ZM115 225V224H114ZM141 225V224H140ZM54 226H50L49 227V235L50 236H52V232L53 231H55V230H53V227ZM221 226V225H220ZM142 227V226H141ZM198 227V226H197ZM65 228V229H64ZM133 228L131 227V228H128V230H124V231H122L118 236H117V239H126L127 237H129V231H131ZM136 233H138L139 234V231L137 230V231H135ZM215 233H216V231H215ZM31 234V233H30ZM68 234H69V232H68ZM29 235V234H28ZM65 235V234H64ZM212 236V233H211V235H210V237ZM66 237H67V235H66ZM52 238V237H51ZM55 238V237H54ZM53 238V239H54ZM32 239V238H31ZM60 239V238H59ZM69 239V238H68ZM98 239V238H97ZM49 240V239H48ZM55 240H56V238H55ZM143 240H144V238H143ZM147 240V239H146ZM57 241V240H56ZM98 241V240H97ZM52 242H53V240H52ZM146 243H148L147 241H145ZM144 242V243H145ZM212 242V241H211ZM1 243V242H0ZM152 243V242H151ZM29 248V247H28ZM31 250H30V255L28 254V264H35L36 262H35V254H34V250L32 249V248H30ZM35 249V248H34ZM27 250V249H26ZM155 251H156V249H155ZM199 251V250H198ZM216 251V250H215ZM28 252H29V250H28ZM194 253H197V251L196 252H194ZM193 254V253H192ZM25 257V256H24ZM144 258H142L143 260H148V259H152V260H150V262L151 263H157V264H167L166 262H164L163 261V259L161 258V256H158V257H154L153 258V256L152 255H145V256H143ZM26 261V260H25ZM25 261H24V263H25ZM139 261V260H138ZM137 261V262H138ZM141 261L142 260H140L139 262L141 263ZM149 261V260H148ZM148 261H146V262H148ZM27 263V262H26ZM137 264H139V263H137ZM175 264H184V262H177V263H175ZM192 264V263H191ZM194 264V263H193Z\"/></svg>",
    "mask_w": 264,
    "mask_h": 264
},
{
    "label": "built area",
    "instance_id": "2783aa9c",
    "mask_svg": "<svg viewBox=\"0 0 264 264\" xmlns=\"http://www.w3.org/2000/svg\"><path fill=\"white\" fill-rule=\"evenodd\" d=\"M150 189V187L148 186ZM99 198L108 207H113L116 203H124L123 191L114 185H106L99 190ZM143 200V199H142ZM213 225L210 222L200 224L195 232L188 235H170L163 227L156 228L151 241L156 249L167 260H175L189 255L196 251H201L208 246Z\"/></svg>",
    "mask_w": 264,
    "mask_h": 264
},
{
    "label": "crops",
    "instance_id": "0c3cea01",
    "mask_svg": "<svg viewBox=\"0 0 264 264\" xmlns=\"http://www.w3.org/2000/svg\"><path fill=\"white\" fill-rule=\"evenodd\" d=\"M135 198V197H133ZM134 200V199H133ZM128 203L119 202L118 206L120 209V219L122 222H134L135 220L139 219V212L136 203L132 200L127 201Z\"/></svg>",
    "mask_w": 264,
    "mask_h": 264
}]
</instances>
